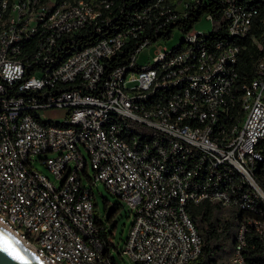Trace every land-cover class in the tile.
I'll list each match as a JSON object with an SVG mask.
<instances>
[{
	"label": "built area",
	"instance_id": "obj_1",
	"mask_svg": "<svg viewBox=\"0 0 264 264\" xmlns=\"http://www.w3.org/2000/svg\"><path fill=\"white\" fill-rule=\"evenodd\" d=\"M203 1L178 11L179 0L173 9L156 0L113 30L107 0H0V226L44 264H116L113 234L106 252L95 218L97 181L129 210L118 255L133 264H200L203 240L187 207L202 201L240 214L231 264H249V237L264 245L256 39L263 53L251 78L235 84L236 41L256 22L264 35V8L223 0L226 40L191 29L167 50L146 34ZM89 29L101 37L81 46ZM50 109L63 117L46 119Z\"/></svg>",
	"mask_w": 264,
	"mask_h": 264
},
{
	"label": "trees",
	"instance_id": "obj_2",
	"mask_svg": "<svg viewBox=\"0 0 264 264\" xmlns=\"http://www.w3.org/2000/svg\"><path fill=\"white\" fill-rule=\"evenodd\" d=\"M111 2L109 9L111 22L110 25L113 30H121L128 26V20L132 14L136 11L153 4L156 0H107ZM236 4L251 7L254 6L262 12L264 8V0H234ZM176 0H162L161 7L173 9L175 7ZM223 0H204L201 4L193 7L189 5L185 9V13L180 15L174 13L175 17L164 25L163 30L156 33L148 32V38L150 40L166 39L170 36L172 29L176 28L180 30L183 35L189 32L193 25L199 21V19L206 14H209L212 18V27L208 32V37L213 39H228L225 31V24L222 19ZM258 20V18H257ZM253 27L252 33L249 37L242 40H237L236 44L239 46L240 51L238 55V61L236 70L238 78L236 81V87H239L243 77L250 79L253 74V63L264 51V35H262V29L258 27V22ZM118 27V29L116 28ZM112 30V29H111ZM100 34H94L89 29V39L87 41H81L80 45L84 46L89 43L92 44L100 38ZM78 40H82V36L77 37ZM80 38V39H79ZM143 38V36H142ZM258 40L262 45L263 51H259L256 47L254 40ZM255 178L259 185L264 187V161L260 164ZM95 207L96 204L94 203ZM216 204H212L207 201L199 202L198 204H190L187 207L188 213L192 218L197 232L203 240L201 252L196 259L200 264H217V259L222 255H227L229 252L228 245L232 244L234 236V225L237 223L240 214L231 210L229 212V220H220L218 218V209ZM116 206L112 208L106 216H103V221L95 218L97 225L101 227L99 233L103 239L105 245L104 250L107 252L108 247L112 246L109 238L112 237L113 228L111 226L104 227L110 222L112 215L114 214ZM251 245H247L244 249L245 259L249 264H264V245L256 240L254 236L248 238ZM114 247V245H113ZM230 249V248H229ZM111 260L114 261V257L111 255Z\"/></svg>",
	"mask_w": 264,
	"mask_h": 264
},
{
	"label": "rangeland",
	"instance_id": "obj_3",
	"mask_svg": "<svg viewBox=\"0 0 264 264\" xmlns=\"http://www.w3.org/2000/svg\"><path fill=\"white\" fill-rule=\"evenodd\" d=\"M186 0H179L178 5H177V10L181 11L182 3H184ZM212 24L211 21L205 18L203 15L197 23H195L192 27V32L195 31H200V32H209L211 30ZM183 38V33L174 28L172 29L170 36L166 39H162L160 41H157L158 44L160 45H165L167 50L172 49L177 43L182 41ZM152 46H147L145 47L139 56L138 62L139 64H145L149 61L151 52H152ZM64 115L63 110L59 109H50L44 111V117L46 119L50 120H57L61 119ZM38 156H35L34 159H37ZM35 168L40 171L43 175H45L53 184L57 185L59 182L56 181V179L53 178V176L48 172L46 168L43 167V165L39 164L38 162L35 163ZM88 173H91L89 164L87 167ZM93 192H94V200H95V213L99 217L106 216L108 212L114 208V206L117 207L115 210L114 214L112 215L110 222L107 223L108 228L111 226H114L113 228V241H114V246L116 249L112 248L111 249V254L114 257V260L116 261V264H133L132 262L128 261L125 258H120L118 255V251L122 247V243L124 239L127 236L128 228L130 225V219L128 217V208L122 201H120L117 197H114L110 195L107 190L105 189L104 185L97 181L95 186L93 187ZM218 218L220 220H229V212H231L230 209H221L218 208ZM234 232L236 229V224L234 225ZM233 232V234H234ZM233 238V236H232ZM228 250L230 252L231 246L230 244L227 246ZM229 255L222 254L218 259H217V264H231L229 261Z\"/></svg>",
	"mask_w": 264,
	"mask_h": 264
},
{
	"label": "water",
	"instance_id": "obj_4",
	"mask_svg": "<svg viewBox=\"0 0 264 264\" xmlns=\"http://www.w3.org/2000/svg\"><path fill=\"white\" fill-rule=\"evenodd\" d=\"M179 43H182V41ZM0 264L41 263L0 230Z\"/></svg>",
	"mask_w": 264,
	"mask_h": 264
},
{
	"label": "bare ground",
	"instance_id": "obj_5",
	"mask_svg": "<svg viewBox=\"0 0 264 264\" xmlns=\"http://www.w3.org/2000/svg\"><path fill=\"white\" fill-rule=\"evenodd\" d=\"M0 230L7 235L9 238H12L18 245H20L22 248H24V250H26L31 256H33L34 258H36V260H38L41 264H44L42 261H40L33 253V250L31 247L27 246L26 244H24V242L20 239L15 237L14 235H12L8 230H6L5 228L0 226Z\"/></svg>",
	"mask_w": 264,
	"mask_h": 264
}]
</instances>
